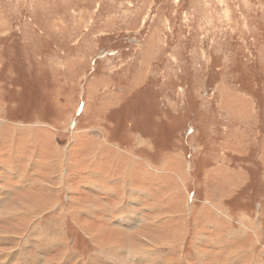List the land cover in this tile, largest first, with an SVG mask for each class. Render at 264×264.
<instances>
[{"label":"rangeland","instance_id":"374dc122","mask_svg":"<svg viewBox=\"0 0 264 264\" xmlns=\"http://www.w3.org/2000/svg\"><path fill=\"white\" fill-rule=\"evenodd\" d=\"M0 264H264V0H0Z\"/></svg>","mask_w":264,"mask_h":264}]
</instances>
